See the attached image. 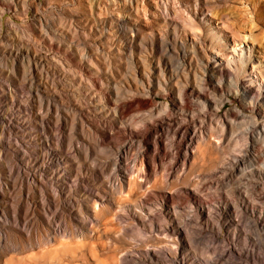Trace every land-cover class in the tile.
Listing matches in <instances>:
<instances>
[{
    "label": "rangeland",
    "instance_id": "obj_1",
    "mask_svg": "<svg viewBox=\"0 0 264 264\" xmlns=\"http://www.w3.org/2000/svg\"><path fill=\"white\" fill-rule=\"evenodd\" d=\"M262 75L264 0H0L2 106L8 109L17 100L14 113L26 123L18 133L23 137L31 132L37 134L32 120L38 115L51 113L54 118L61 115L63 127L56 134L67 131V141L76 142L70 149V156L74 157V164L70 166L73 174L80 172L84 177L77 182L74 175L65 173L63 163L56 164L57 156L65 155L66 151L60 147L56 152L58 141L53 139L49 151L46 150L50 153L47 159L53 161L47 169L56 178L52 188L59 192L57 180L65 187L61 191L66 210L53 221L48 216L47 228L21 198L26 185L0 162V175L13 184L9 196L5 200L0 198V228L4 224L3 216L11 228L22 209L26 218V223L17 227L23 233L20 239H13L16 241L5 250L4 241L0 244V264H122L124 258L129 260L128 264H136L133 258L149 256L155 250L166 264H179L174 258L178 246L174 242L181 248L187 247L185 256L180 257L187 264H247L233 259L230 249L239 246L254 252L261 239L247 223L236 226L234 221L239 219L229 207L237 200L241 204L245 201L250 207L264 204L262 191L254 193L249 188V183L256 182L254 178L264 182V137L244 157L237 172L228 164L225 174H216L210 180L206 174L225 163L235 162L238 150L244 149L241 148L247 123L258 114L251 111L253 99L260 105L258 111L264 99ZM132 92L153 102L138 117L153 113L155 122L162 124L164 130H175L182 115L190 117L192 112L208 113L213 119L197 129L213 134L214 144L208 147L195 141L191 152L198 149L200 153L197 168L191 170L190 165L180 163L169 180L176 188L167 189V195L177 197L184 193V186L188 192L226 213L227 219L220 223L213 214L198 218L194 208L183 206L178 221L171 225L174 232L180 229L187 232L192 248L174 233L170 237L165 232L167 221L174 219L175 209L172 203L163 209L157 204V190L152 185L158 177L135 198L138 203L150 202L157 217L155 221L145 220V231L136 227L124 231L108 215L99 229L90 236L83 235L86 226L82 217L91 204L87 191H81L82 186L98 192L107 201H115V210L120 215L123 212L119 206L133 202L119 196L110 144L106 140L99 144L90 124L106 119L109 123L115 121L122 131L130 129L129 118L122 120L115 104L133 101ZM42 101L50 106L44 108ZM168 103L174 116L165 118L164 108ZM225 117L228 122L235 121L234 131L224 133L218 120ZM54 118L51 119L56 121ZM258 121L263 123L260 115ZM194 124L190 119L185 121L182 133ZM108 131L117 134L111 129ZM224 134L226 138L220 139ZM122 144L120 170L125 173L137 164L139 143L137 139L133 147L127 141ZM165 144L171 152L174 150L170 136L165 137ZM88 150L91 158L86 156ZM24 151L27 150L24 148ZM94 159L103 165L104 177L94 173ZM31 161L28 158L25 164ZM139 167H142L141 159ZM162 172L160 168L159 178ZM129 178V175L122 177L125 182ZM73 201L75 207L71 209ZM77 202L86 208L82 215L75 216L78 222L70 223L67 215L77 210ZM138 203L134 208L141 214ZM119 222L120 226H129L126 218ZM152 223L157 226L150 227ZM205 229L209 232L201 234ZM212 233L218 236L213 238ZM54 236H57L56 242H53ZM252 264H264V259Z\"/></svg>",
    "mask_w": 264,
    "mask_h": 264
},
{
    "label": "bare ground",
    "instance_id": "obj_2",
    "mask_svg": "<svg viewBox=\"0 0 264 264\" xmlns=\"http://www.w3.org/2000/svg\"><path fill=\"white\" fill-rule=\"evenodd\" d=\"M220 55V54H219ZM222 58L226 59L227 57L221 55ZM261 80L264 81V75L261 76ZM130 98L133 101L128 103H120L119 101L115 104L116 111L119 117L124 120L129 118L130 121L129 127L130 129L125 128L123 131L117 126L115 121L109 123L106 119L101 123L97 121L90 122L93 133L99 138V144H102L105 140L109 142V147L114 159V171L117 175V180L119 184V196H122V199H129L133 202H130L129 205L123 206L120 205L119 208L122 210L123 215L117 213L115 209L116 203L115 201H107V199L103 198L98 192H91L87 189L86 186H82L81 191H87L86 193L89 196V203L91 205L87 206V214L82 217L83 223L85 227L84 236H90L96 229H99L103 224L105 217L111 215L114 221L119 227L124 229V231L130 230L131 227H136L139 231H145L146 221L145 220H153L155 221L157 217L154 215L153 206L148 201H139L135 198L140 196V190L145 188V186L155 180V177L158 179L152 185L153 188L157 191V195L155 196L157 204L163 209L168 206L170 203L173 204V208L175 209L174 219L170 222L167 221L165 226V232H167L168 236L171 237L172 233H174L181 242L189 245L192 248V240L191 237L187 234L186 231L180 229L179 231L174 232V228L172 227V223L178 221V215H180V211L183 206L187 205L189 207L194 208V213L199 215L198 218L205 217L206 214H211L217 216L219 222L221 223L224 219H227L226 213L222 211V209L216 205H212L211 202H205L198 198V195L193 192H188V189L183 186V192L176 196L173 194L167 195V189H174L176 186H172L173 184H169L170 177L173 174L175 168L183 163V166L191 167V170H195L198 166L197 160L199 157V151L196 149L194 153L191 152V146L194 142H198V145L204 144L208 147H211L214 144L213 134L209 132H200L197 129V126L206 124L207 121L213 120L208 113L203 115H197L192 112L191 116L188 117L186 115H182V119L177 123V128L175 130H164L162 129V124L157 125L155 122L156 116L153 113H150L145 116H139L138 113L143 111L149 106L153 105L152 100H144L134 92L130 95ZM253 99V98H252ZM185 102H189V99H186ZM252 103V112L257 111V116L253 115L250 119V123H247L246 130L244 132V144L241 149L238 150V154L235 155V162L233 163H225L221 167L212 169L207 175L210 176V179H213L216 174H225L227 173L226 165L230 164L232 171L237 172L240 168L244 157L248 155L252 147L259 144L264 137V99L261 100V109L259 110L260 105L257 101L253 99ZM257 103V104H256ZM17 100L12 102V105L8 107V109H4L2 103L0 101V162L11 170V173L20 180L22 185H26V189H22L21 198L24 203L29 206V210L34 212L36 215L40 216L41 220L46 223L47 228H49V224L46 220L48 216L53 217V221L57 219L60 214H64L61 211L66 210L63 206V197H62V188L60 184V180H57V185L59 187L58 190L55 191L52 186L55 185L56 178L50 176L48 172L49 163L53 162L52 160H48V150L50 143L53 139L57 140V149L56 152H59V148H62V151H66L65 155L61 157L57 156L58 154L55 151L51 153L57 156L55 159L56 164H61L65 166V173L69 176H75L77 178V182L79 178L84 179L83 175L80 172L77 174L72 173V168L70 165L74 164V157L70 156L71 147H75L76 142L70 141L68 142L66 137L68 132H63L64 134H56L57 129H61L63 127L62 121L64 120L61 115L57 117H52L51 113L48 115H44L43 113L38 115L35 119L32 120V125L36 128L37 134L28 133L27 136H18V133L21 129L26 125L25 122L22 121L19 115H16L15 109L17 108ZM42 106L44 108L50 106L47 102L42 101ZM186 108H190L188 104L185 103ZM82 111V109H79ZM165 118L173 117L174 112L171 109L169 103L165 105ZM20 111H18V114ZM262 117L263 123H259L258 116ZM218 116V115H217ZM237 117V114L233 115ZM56 119V121L52 119ZM188 119L192 120L195 124L192 129H187L182 133L183 123ZM198 119V120H197ZM219 119L218 122L222 125L224 133L235 130V121L231 120L228 122V118ZM197 120V121H196ZM34 128V129H35ZM117 133L112 134L108 131ZM62 130V129H61ZM118 130V131H117ZM123 133L121 135L120 133ZM125 134V135H124ZM17 136L16 138H13ZM171 137V146L174 147V150L171 152L169 149V145L165 144V137ZM220 137L225 139L226 135H222ZM45 138L43 140L42 138ZM27 138V139H26ZM138 139L139 148L138 155L136 157V166L133 170H127V172H122L120 170V163L123 160L122 154L123 152V144L125 141L129 142V145L134 146L135 140ZM26 140V141H25ZM43 146V147H41ZM24 148L27 151H24ZM49 151V150H48ZM126 154V153H125ZM83 155V153H80ZM129 155V154H128ZM87 158L92 157V153L87 151ZM28 158H32L33 162L26 163ZM142 160V167L138 169V162ZM95 160V159H94ZM194 160V161H193ZM196 160V161H195ZM48 161V162H47ZM94 162V173L98 176L105 175V169L100 161ZM96 162V163H95ZM167 162V164H166ZM161 165V166H160ZM159 166L162 169L161 177L159 178ZM129 175V181H123L122 177ZM262 174H259L258 177H262ZM121 177V178H120ZM263 178V177H262ZM141 179V181H140ZM253 180V179H252ZM254 181L249 183V188L252 192L256 193L257 190L262 191L260 194H264V182L262 179L257 181L254 178ZM67 184V182H66ZM167 185V186H166ZM167 187V188H166ZM13 188V184H11L8 180L0 175V198L6 199L11 189ZM72 189V187H69ZM199 187H196L198 189ZM197 191V190H196ZM52 192H55L53 194ZM182 192V191H181ZM53 194V195H52ZM86 194V195H87ZM157 196L159 198H157ZM67 199H70L67 197ZM135 199V200H134ZM72 201V200H71ZM140 204L138 208L142 210V213L139 214L137 209L134 208V205ZM237 200L235 205H227L230 209L229 211H233L237 214V218L239 219L237 222L234 221L236 226H242L243 223H247L251 228H253L257 234L260 236V244L257 248H255L254 252L249 251L248 249L234 248L230 249V252L233 254V259L243 260L247 264H252L257 262L259 259H264V204H253L251 207L246 205V202L242 200ZM70 208L74 209L75 204L74 201L70 202ZM120 204V203H119ZM216 204L220 205L219 202ZM77 210L71 215H67V219L70 223L78 222L75 219V216L80 213L82 215L83 209L86 207L82 202L76 203ZM213 207V209H211ZM118 208V209H119ZM23 209L21 210V215L16 216L13 219L14 228H11L6 219L4 218V224L0 228V244L4 241V250L9 247L11 242L19 240L23 233L18 230L17 227L23 226L26 223V218L22 214ZM121 216V217H120ZM74 217V218H73ZM126 218L129 224L128 227L120 226V219ZM111 221V222H112ZM159 220H157L158 222ZM138 224H141L138 226ZM16 226V228H15ZM157 223H152L150 227L155 228ZM160 226V224H159ZM223 224L218 229H222ZM209 231L207 229L201 230V234H207ZM234 235H237L236 231ZM213 238L217 237V233H212ZM13 239H16L12 241ZM57 241V236L53 237V242ZM227 241H229L227 239ZM174 242V241H173ZM177 244L176 250L174 251V258L178 261L179 264H187L186 259H180V257H184V252H187V247H180L178 242H174ZM238 245V244H237ZM164 254V253H163ZM136 264H153L156 262L157 264H166L165 260L160 257V253L156 250L151 252L149 256L146 257H135L133 258ZM129 260L124 258L122 259V264H128Z\"/></svg>",
    "mask_w": 264,
    "mask_h": 264
}]
</instances>
